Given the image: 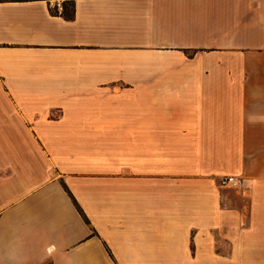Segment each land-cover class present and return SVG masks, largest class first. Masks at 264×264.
Wrapping results in <instances>:
<instances>
[{"label":"crops","instance_id":"1","mask_svg":"<svg viewBox=\"0 0 264 264\" xmlns=\"http://www.w3.org/2000/svg\"><path fill=\"white\" fill-rule=\"evenodd\" d=\"M47 263L264 264V0H0V264Z\"/></svg>","mask_w":264,"mask_h":264},{"label":"built area","instance_id":"2","mask_svg":"<svg viewBox=\"0 0 264 264\" xmlns=\"http://www.w3.org/2000/svg\"><path fill=\"white\" fill-rule=\"evenodd\" d=\"M243 184V177L236 174H226L218 178V185L239 188Z\"/></svg>","mask_w":264,"mask_h":264},{"label":"trees","instance_id":"3","mask_svg":"<svg viewBox=\"0 0 264 264\" xmlns=\"http://www.w3.org/2000/svg\"><path fill=\"white\" fill-rule=\"evenodd\" d=\"M64 7H65V14H69L70 12V9H71V5H72V3L71 2H65L64 4ZM64 187H65V189L68 191V193L70 194V196L72 197V199L74 200V202L76 203V201H75V199H74V197H73V195L71 194V192L69 191V189L66 187V185L64 184Z\"/></svg>","mask_w":264,"mask_h":264},{"label":"rangeland","instance_id":"4","mask_svg":"<svg viewBox=\"0 0 264 264\" xmlns=\"http://www.w3.org/2000/svg\"><path fill=\"white\" fill-rule=\"evenodd\" d=\"M48 264V263H47Z\"/></svg>","mask_w":264,"mask_h":264}]
</instances>
